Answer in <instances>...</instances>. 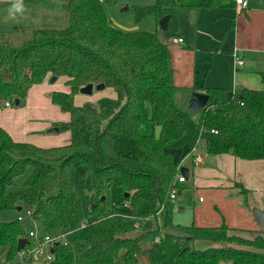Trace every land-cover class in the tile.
Returning <instances> with one entry per match:
<instances>
[{
  "label": "trees",
  "instance_id": "trees-1",
  "mask_svg": "<svg viewBox=\"0 0 264 264\" xmlns=\"http://www.w3.org/2000/svg\"><path fill=\"white\" fill-rule=\"evenodd\" d=\"M103 2L68 0L67 26L32 27L24 42L0 32V103L25 99L53 76L64 78L68 91H55L52 99L70 114L58 127L71 133L68 144L42 147L0 127V212L22 207L18 213L41 221L43 233L68 232L67 244L57 243L45 264H264V228L248 239L229 231H251L225 222L177 226L170 195L182 188L184 159L200 148L206 155L264 159V89L205 88L210 99L195 121L175 103L169 44L158 31L118 28ZM235 6V0H153L137 7V15L154 14L159 22L178 7ZM89 83H103L116 96L101 97L96 106L76 104ZM76 184L92 202L110 190L112 214L87 221ZM241 192L247 199L249 191ZM169 227L188 235L168 233ZM29 231L25 215L0 221L2 264L18 261L19 239L32 244ZM191 242L199 243L196 249Z\"/></svg>",
  "mask_w": 264,
  "mask_h": 264
},
{
  "label": "crops",
  "instance_id": "crops-1",
  "mask_svg": "<svg viewBox=\"0 0 264 264\" xmlns=\"http://www.w3.org/2000/svg\"><path fill=\"white\" fill-rule=\"evenodd\" d=\"M169 14H172L171 35L169 30L163 31L161 28L158 32L162 41L169 44L172 53L176 69L175 103L179 108L181 104L190 105L193 93H205V88L263 90L264 0H249L248 7L240 14H237L236 6L178 7L170 10ZM13 31L18 32L19 28ZM10 32L1 33L11 37L13 33ZM174 38H183L184 41L175 43ZM238 60L245 63L239 64ZM60 79L65 82L64 78H59L57 82ZM50 83L48 78L32 87L23 106L0 109V127L5 128L14 140L42 147L70 142L71 133L69 140L61 141L54 135L57 132L51 131L58 123L69 121L70 114L65 112L69 119L61 121L58 107L55 112L48 110L53 105L47 98V95L52 97L55 91H68L69 87L58 89ZM109 89L114 95L104 96L115 97L116 92ZM196 152L191 154L194 157L189 164H182L190 171V177L185 181L189 185L182 183L180 193L184 192L185 195L181 209L175 204L174 223L181 227L192 224L202 227L219 226L225 222L234 229L254 232L263 229L256 223L252 208L264 209V159L247 160L231 154L206 155L204 151ZM241 187L249 191L247 199ZM191 194H195V197L198 195L199 199L192 201ZM186 211L188 213L182 222L176 219L175 215ZM220 264L232 263L222 261Z\"/></svg>",
  "mask_w": 264,
  "mask_h": 264
},
{
  "label": "rangeland",
  "instance_id": "rangeland-1",
  "mask_svg": "<svg viewBox=\"0 0 264 264\" xmlns=\"http://www.w3.org/2000/svg\"><path fill=\"white\" fill-rule=\"evenodd\" d=\"M12 0H0V32H10L12 34L14 28L18 27L19 31L12 34L11 38L17 42H24L28 38H30V29L32 26L36 28H62L68 25V14H67V5L68 0H28L24 1L25 11L22 15H17L15 19L9 18L8 9L10 8ZM153 3V0H104L103 6L107 13L108 18H110L114 24L125 31H138V30H147V31H158L160 28L159 22L154 14H146L142 18H138L137 15V7L145 8ZM172 10V9H171ZM172 30H169V35H171ZM51 81V78H50ZM263 83V82H262ZM55 84V87L60 89L63 86L67 87V84L60 79L58 82L50 83ZM50 87V86H49ZM36 89V88H35ZM264 89V87H261ZM50 92V91H49ZM48 92V93H49ZM52 93V91H51ZM113 94L114 92L105 88L103 90L95 89L92 95H86L79 93L75 96V101L80 104L85 103H95L97 102L100 96ZM54 95V92L51 96ZM28 96V95H27ZM47 98L51 100L52 107L49 106L48 110L55 112L56 107H58V116L61 121H67L69 119V115L63 112L60 107L53 102L52 97L47 95ZM26 99V98H25ZM25 99H23V103L21 102L18 106H23ZM12 103V107L17 108L18 106L15 104V98L9 99ZM82 101V102H81ZM3 105H0V109L3 110L5 107V102H2ZM181 109L187 111L190 116L195 120L199 121L202 116L201 110H190L189 105H179ZM59 124V123H58ZM58 127V126H55ZM59 140H69L70 131L69 130H60V132L54 133ZM67 142V141H65ZM203 151L202 148L198 149V151ZM197 153V152H196ZM198 154V153H197ZM196 154V155H197ZM193 155H190L184 159L183 162L189 164V161L193 158ZM24 178V176H23ZM189 185L188 181L185 182ZM188 187V186H186ZM185 188V187H184ZM76 190L78 195L81 197L83 201L84 207V217L87 221H93L96 219H102L106 216L112 214L113 211V201L111 191L107 190L106 199L103 201L102 199L99 202H92L88 197V192L86 188L81 187L79 184H76ZM188 190V189H187ZM189 191V190H188ZM185 193H178L177 198L174 200L175 204L178 208L181 209L182 206V198ZM199 196L195 197V194H191V200H198ZM164 213V211H162ZM161 213V215H162ZM187 211L183 213H178L175 215L176 219L182 222V220L187 215ZM18 215H25V221L29 224V228L37 231V233L44 232V226L39 220H32L26 216V210L22 213L16 212H0V221H10L13 220ZM258 232H234L229 231L231 235H238L248 239H254L258 234ZM226 246H235L236 243H225ZM243 245V244H242ZM190 246L195 248V242H191ZM244 247H250L244 245ZM196 249V248H195ZM0 264L1 261H0ZM14 264H25L20 259Z\"/></svg>",
  "mask_w": 264,
  "mask_h": 264
},
{
  "label": "built area",
  "instance_id": "built-area-1",
  "mask_svg": "<svg viewBox=\"0 0 264 264\" xmlns=\"http://www.w3.org/2000/svg\"><path fill=\"white\" fill-rule=\"evenodd\" d=\"M104 1V0H101ZM236 2V12L240 14L249 5V0H235ZM175 43H182L183 38H174ZM239 64H244V60H238ZM5 102V107H11L12 103L10 100ZM0 105H3L2 102ZM196 152V151H194ZM186 181V176L180 174L178 176V182L184 183ZM180 190L178 188H173L171 191V199L175 200L177 198ZM128 203H126L127 205ZM22 219V217H19ZM30 239L32 244L29 247H24L19 251V259L25 264H45L54 259V247L57 243L67 244L68 232H58L54 234L37 233V231L30 229L29 231ZM156 241H160V236L156 237Z\"/></svg>",
  "mask_w": 264,
  "mask_h": 264
},
{
  "label": "water",
  "instance_id": "water-1",
  "mask_svg": "<svg viewBox=\"0 0 264 264\" xmlns=\"http://www.w3.org/2000/svg\"><path fill=\"white\" fill-rule=\"evenodd\" d=\"M172 19V14H166L165 16H163L160 20H159V25L160 28L163 31H168L170 29V21ZM58 80L57 76H53L51 77V82L54 83ZM106 86L105 84H98V85H94L93 83H89L85 86H83L80 89V93L82 94H86V95H92L94 90H103L105 89ZM210 96L206 93L203 92H199L196 91L193 93L192 98L190 100V105H189V109L196 111V110H201L202 108H204L208 102H209ZM21 100L20 99H15V104L18 106L20 105ZM89 105L91 106H96L95 103H89ZM52 132H59L60 128L59 127H54L53 129H51ZM181 173L183 175L186 176V178L190 177V171L187 167L182 166L181 167ZM180 193V192H179ZM106 199V196L102 197V200L104 201ZM22 207L18 208V211H21ZM252 215L256 221V223L261 227L264 228V209H261L259 207H253L252 208ZM166 232L171 233V234H176V235H180V236H186L188 235V233L179 228V227H169L166 228ZM28 243V239L27 238H21L19 239V243H18V250H22L25 245Z\"/></svg>",
  "mask_w": 264,
  "mask_h": 264
},
{
  "label": "clouds",
  "instance_id": "clouds-1",
  "mask_svg": "<svg viewBox=\"0 0 264 264\" xmlns=\"http://www.w3.org/2000/svg\"><path fill=\"white\" fill-rule=\"evenodd\" d=\"M24 11V0H12L11 6L8 9L9 18L15 19L18 14L22 15Z\"/></svg>",
  "mask_w": 264,
  "mask_h": 264
}]
</instances>
